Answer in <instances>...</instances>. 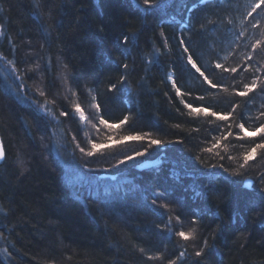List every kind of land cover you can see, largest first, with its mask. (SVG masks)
Here are the masks:
<instances>
[{"label": "trees", "instance_id": "obj_1", "mask_svg": "<svg viewBox=\"0 0 264 264\" xmlns=\"http://www.w3.org/2000/svg\"><path fill=\"white\" fill-rule=\"evenodd\" d=\"M157 4L0 0V264H264V149L229 174L264 142L253 134L264 125V3ZM126 115L118 129L100 123ZM148 137L163 143L135 156ZM89 141L100 146L90 157ZM191 228L195 239L177 235Z\"/></svg>", "mask_w": 264, "mask_h": 264}, {"label": "snow or ice", "instance_id": "obj_2", "mask_svg": "<svg viewBox=\"0 0 264 264\" xmlns=\"http://www.w3.org/2000/svg\"><path fill=\"white\" fill-rule=\"evenodd\" d=\"M261 3H264V0H261ZM143 4L145 6L146 9H151L153 7H157L158 4H157V0H143ZM256 7H259V5H257ZM253 11H255V8H253ZM249 15H251V13H249ZM163 34V33H162ZM128 36H124V42H128ZM260 42L257 41V44H259ZM181 44L183 45L184 44V41H181ZM253 47L255 48L256 45H253ZM185 52H188V48L185 46L184 48ZM157 51H159L157 49ZM188 63L196 69L197 72L200 73L201 76H204V79L206 82H208L209 84L212 85V87H215L216 85L215 84H212V82L210 80H208L207 76L204 75V72H202L200 70V68L197 66V64L194 62L193 60V57L191 55L188 56ZM38 67V66H37ZM125 68L128 67L127 64L124 65ZM217 68H221L222 66L220 64H217L216 65ZM226 71L228 69H225ZM29 71H31V69H29ZM232 72H235L236 69L235 68H232L231 69ZM121 81H123L125 79L124 76H121L120 77ZM173 87H176L175 83H173ZM245 91L244 92H239L237 93L238 95H241V96H245L247 95V92L251 91L253 88L256 87V82L253 81L251 87H249L248 85H245ZM116 88V85H111V87L109 88V91L113 90ZM226 91V89H225ZM38 93L40 96H45V92L42 90V89H38ZM73 95H75V93H73ZM181 95V91L179 88H177V96H180ZM200 99H203V97H201ZM93 100H95V97H93ZM45 103H53V101H48L47 98L45 99ZM181 103H184V101L182 100ZM42 110L45 108V105L44 104H41L39 106ZM75 107V112L78 113L80 115V119L81 121L84 120L85 116H84V111L82 110L81 106L79 103H76L74 105ZM94 107L97 108V113H99L100 109H99V106L98 105H95L94 104ZM185 107L186 108H189L190 109V112H189V115H192L193 113H196V114H199V113H205V114H208V115H217L216 113H210L209 112V109L207 107H199V108H193L191 104H185ZM51 111L49 110L48 111V115H51ZM60 115L64 116V115H69V113L67 112H61ZM229 115H231V113H229ZM262 115H264V113H262ZM218 119L220 120H225L227 119L226 116H218ZM129 120V117L126 115L124 116L123 120H121L118 124H109L107 120H105L103 117L100 118V123L105 125L106 127L108 128H120V126L122 124H125L127 121ZM93 127H95V125H93ZM176 127H180V125H176ZM231 127L232 125H229V131L227 132L226 135H231ZM238 127L240 128V131L242 133H245L247 134V131L248 129L245 128V126L243 124H240L238 125ZM262 131H264V125H261L260 128H257L255 130V133H253L254 135H259ZM226 135H221L220 137H213V140L215 141V143L213 144L212 148H206V149H203V151H207V152H212L214 148H217L218 146H220L221 144V141L223 139L226 138ZM148 136L147 133H144L143 135H140V134H137V135H128V136H123L121 137L122 140H135V141H143L145 139V137ZM240 139H244V136H240L239 137ZM163 143V141L159 140V139H153L151 137H148V147L147 148H144L143 151H139V152H136L135 153V156H143L147 151H148V148H151L152 146H160L161 144ZM89 144H91V149L90 150H86L84 147H80V151L86 155V156H92L94 154L95 151L98 150V148L100 147L99 145H97L96 143H93L92 141H89ZM224 148L226 149L227 148V145H224ZM257 149H264V142H261V143H258V144H255L254 147L251 148L250 151H247L245 153H242L241 154V157H242V163H239L238 166L236 168H233L231 171H229L228 168H225L224 170L225 171H229V174L232 175V176H241L244 174L243 170L246 168V166L248 165L249 161L250 160H253L256 158V155H257ZM216 155L219 156V158L221 160H223L225 157L220 155L219 152H216ZM134 157L133 156H127L125 157L126 160H131L133 159ZM5 159V150H4V147L2 144H0V160H3ZM228 160H236V157H233L231 155H229L227 157ZM125 161L124 160H121V161H118V163H124ZM262 179V182H264V176L261 177ZM153 203H155V200L153 201ZM162 207H165L167 208L168 205L167 204H164V205H161ZM179 216L177 217V220L179 221ZM170 223L171 221L169 220V223L165 224L164 225V228L171 232V227H170ZM197 223V221L194 219L193 220V224ZM195 233H196V228H191L189 229V231L185 232V231H180L177 233V235L182 238L183 240L187 241V240H190V239H195ZM207 242L205 241V244ZM141 251L143 252L144 250L141 249ZM204 249L201 248L200 250L196 251L195 255L197 257H200L203 253ZM186 255L185 252H181L180 253V257H184ZM162 259V254H157L155 257H149V259ZM169 264H177V262L175 260H172V261H169Z\"/></svg>", "mask_w": 264, "mask_h": 264}, {"label": "water", "instance_id": "obj_3", "mask_svg": "<svg viewBox=\"0 0 264 264\" xmlns=\"http://www.w3.org/2000/svg\"><path fill=\"white\" fill-rule=\"evenodd\" d=\"M1 144V141H0ZM1 161V160H0ZM155 161H144L140 165H138L139 168L147 167L151 164H153ZM243 185L247 188H250L252 185V180L250 178H246L243 182Z\"/></svg>", "mask_w": 264, "mask_h": 264}]
</instances>
